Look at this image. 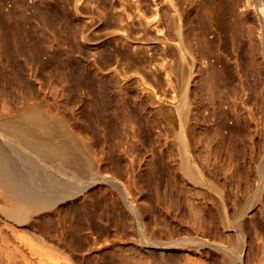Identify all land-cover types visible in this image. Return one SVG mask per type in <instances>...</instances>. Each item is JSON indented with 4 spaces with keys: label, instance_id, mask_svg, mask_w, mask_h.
Instances as JSON below:
<instances>
[{
    "label": "rangeland",
    "instance_id": "374dc122",
    "mask_svg": "<svg viewBox=\"0 0 264 264\" xmlns=\"http://www.w3.org/2000/svg\"><path fill=\"white\" fill-rule=\"evenodd\" d=\"M174 1L182 14V31L184 35L191 33V40L192 33L198 29L195 24L190 27V18L193 23L197 22V2ZM55 2L62 5L63 13L71 21L85 26L88 39L77 36L76 42L82 52L75 50V58L97 77L113 78L116 84L110 86L108 95L121 98L118 93L119 88H123L124 104L135 114L130 123L122 125V132L112 130L96 151L100 161L102 154L114 155V162L109 161L107 170L103 168L102 173L114 176L123 184L128 193L127 200L137 204L136 207L139 205L138 213H141L139 217L133 215L123 204L121 196L118 197L120 194L114 193L108 183L99 181L88 188V196L80 194L74 203L81 205L91 197L103 203L99 208L103 210L106 231L87 232V242L73 254L68 249L60 253L45 246L42 247L43 256L50 261L59 260L60 264L66 263L68 257L72 264H235L233 259L240 250L241 257L236 264H257L264 256V233L261 231L264 227V193L259 200L262 204L242 217V185L261 142L264 69L249 65L242 57L245 49L242 34L231 40V22L233 19L242 22V3L205 21L206 39L211 41L208 50L200 51L193 44L196 77L194 81L191 77L188 87L190 111L185 125L180 126L174 108L179 97L177 58L170 51L172 41H161L155 28L157 24L162 33L166 29V0H126L125 3L110 0L108 5L100 0H79L77 5L85 10L83 14L72 10L71 0L70 3L65 0H23L24 6L18 8L16 0H0V13L22 11L31 25L42 32L46 47L56 53H68L71 37L64 28L58 25L51 30L32 16L33 5L47 7ZM247 13L253 15L251 11ZM154 14L158 22L147 23V19L155 20ZM134 45H138L136 50ZM103 46L118 51L106 64L98 57ZM211 65L221 68L222 77L210 87L204 81V72ZM26 71L32 85L28 96L36 98L44 107L53 108L55 90L50 80H40L32 68L27 67ZM58 87L67 93L65 83H58ZM80 94L86 97L85 89H81ZM182 127L188 146L186 159L185 153L180 151L181 142L177 135ZM183 158L188 162L193 159L191 168L194 171L199 169L198 175L195 173L200 180L197 177L194 183L183 172L180 165ZM150 173L156 178L153 183L158 191H150L146 183ZM254 182L250 179L251 184ZM113 201L116 206L112 205ZM71 202L68 200L67 205ZM144 208L147 211L143 212ZM150 208L156 211L151 209L150 214ZM32 219L38 225L45 216ZM139 219L144 221L143 226L146 222L143 230L148 231L145 235L153 237L150 239L180 241L158 246L142 243L141 234L138 236L137 232ZM229 220L241 225V229L243 222L247 228L243 250L240 246V249L235 247L239 245L237 241H241L237 238H242V230L232 228ZM150 224H154V229ZM37 234L34 242L41 245L38 241L41 236ZM92 235L96 236L95 242ZM206 239L226 247L222 246L225 249L220 250L203 245L202 240Z\"/></svg>",
    "mask_w": 264,
    "mask_h": 264
},
{
    "label": "bare ground",
    "instance_id": "6f19581e",
    "mask_svg": "<svg viewBox=\"0 0 264 264\" xmlns=\"http://www.w3.org/2000/svg\"><path fill=\"white\" fill-rule=\"evenodd\" d=\"M65 1L70 3V0ZM78 1L71 0V8L76 14H83L85 10L78 7ZM100 1L104 5L110 2ZM125 2L126 0H121V3ZM195 3L197 22L193 23L190 18V27L195 24L198 29L192 33L191 40V33L184 35L182 31V14L174 0H166L167 10L164 17L167 26L164 33L160 32L157 24L155 25L161 41L173 42L170 43V51L177 58L179 97L174 108L180 126H183L190 111L188 87L191 77L193 81L196 77L194 47L206 51L211 46V41L206 39L205 35V21H210L214 15L219 16L224 9H231L242 3V22L236 19L231 22V40L242 34V44L245 46L242 57L249 65L256 68L261 66L264 69V0H195ZM16 6H24L23 0H16ZM136 7L139 12L138 2ZM247 11L253 12V15H249ZM32 16L39 18L51 30L58 25L64 28L71 37L70 51L60 54L46 47L42 32L31 25L22 11L0 13V264H60L59 260L60 263L45 258L42 247L47 246L49 250H59L60 253L68 249L72 252L70 254H73L87 242V232L106 231L103 210L99 208V204L103 203L96 202L92 197L81 205L74 203L78 195L88 196V188L99 181L114 188V193L120 194L118 197L121 196L123 204L133 215L139 217L141 213H138L139 205L136 207L137 204L133 205L130 199L127 200L128 193L123 184L116 181L114 176L102 173L103 168L107 170L109 161L114 162V155L102 154L100 161L96 151V147L103 145L112 130L115 133L122 132V125L130 123L135 116L133 110H129L124 104L122 96L125 91L120 87L118 94L121 98L110 97L108 91L110 86L116 84L114 79L97 77L75 58V50L82 52V47L76 42L77 36L81 35L82 39L87 40L88 35L84 33L85 26L71 21L68 15L63 13L60 3L55 2L47 7L33 5ZM156 18L157 15L154 14L155 20L146 21L158 22ZM137 48L138 45H134V49ZM116 53L118 51L103 46L98 52V57L106 64ZM27 67L32 68L40 80L46 78L52 83L56 102L53 108L44 107L36 98L28 96L27 92L32 89V85L27 75ZM221 77V68L213 65L207 67L204 72V81L210 87ZM58 83H65L67 93L58 87ZM81 89H85L86 97L81 96ZM76 105L75 109L68 112V109ZM262 115L264 122V110ZM181 129L182 131L180 128V132L177 131L178 141L181 142L179 148L181 153L186 154L183 153L185 157L182 155L186 159L187 139L183 134L184 127ZM185 159L180 163L181 169L194 182L199 169L194 166L195 171H198L196 175L191 168L194 165L191 162L193 159L191 158L190 162ZM244 176L246 181L242 185V217L262 204L259 200L264 193V124L256 157L250 164L249 172L247 170ZM153 177L150 173L146 183L149 184L150 191H158L153 180L156 178ZM250 179L255 182L251 184ZM68 200L72 201L69 206ZM132 202L134 203L133 200ZM112 205L116 206L117 203L113 201ZM152 208L148 209V213ZM41 215H44L45 219L37 225L32 218ZM142 222L144 221L139 219L141 228L137 231L138 236L141 234L142 243L158 246L176 242L170 238H167V241L155 237L150 239L152 236L145 235L148 231L143 230L146 222L144 226ZM232 224V228L241 229V225L235 221ZM241 230L242 238H237L241 239V243L237 241L239 245L235 247L240 246L243 250L247 235L243 222ZM261 231L264 233V227ZM36 233L41 236L38 241L42 246L34 242ZM91 237L95 242L96 236ZM202 244L215 249H225L222 247L224 244L220 246L222 243L219 245L207 239L202 240ZM183 245L186 244L183 242ZM262 248L264 250V246ZM239 252L240 250L235 256L234 251L232 256H235V264L240 260ZM68 259L64 264H72ZM257 264H264V256L259 258Z\"/></svg>",
    "mask_w": 264,
    "mask_h": 264
}]
</instances>
